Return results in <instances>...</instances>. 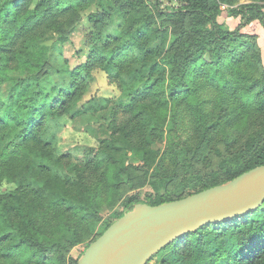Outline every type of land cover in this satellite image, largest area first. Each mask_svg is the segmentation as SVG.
I'll list each match as a JSON object with an SVG mask.
<instances>
[{"label":"trees","instance_id":"obj_1","mask_svg":"<svg viewBox=\"0 0 264 264\" xmlns=\"http://www.w3.org/2000/svg\"><path fill=\"white\" fill-rule=\"evenodd\" d=\"M220 1L150 0L151 9H148L145 0H131L128 3L131 21L139 18L135 14H141V19L143 16L157 15L187 23L186 29L179 26L188 35L187 39L177 45L175 41L171 42L167 49L166 43L170 38L168 31L155 32L151 26L149 28L146 25L135 27L128 41L120 39L117 31L100 38L104 47L103 54L94 53V61L105 63L107 71L114 72L123 83L129 79L134 81L131 91L135 96L123 101L121 105L124 110L131 111L130 120L146 121L144 118L148 113L134 111L139 100L153 96V100L157 101L159 96L161 101L166 102L169 98L172 103H178L182 99L188 102L189 108H200L197 112L200 123L198 131L204 138L201 143L207 141L208 135L215 128V122L208 123L206 115L201 111L202 102L193 96L194 88L190 78L199 73H206V79L213 85H220L218 80L225 84L227 92L236 94L235 99L242 106L247 104L248 108L264 113V72L250 86H243L241 78L234 75L242 74L246 66L256 67L261 62L262 55L254 45L258 36L244 32L243 28L254 22L264 28V6L256 3L241 4L237 9L227 10L230 16L222 23L218 21ZM82 3L85 5L86 0H0V49L6 51V46L13 47L20 40L25 44L26 37L39 28L61 32V19L76 12ZM163 4L165 8H161ZM111 13L112 10L106 8L102 9L101 14L90 13L88 18L96 24L109 18ZM229 18L236 21L233 29L227 24ZM243 38L252 43L249 42L243 48ZM59 40H65L64 34L59 36ZM235 40L239 42L237 46L233 43ZM177 46L184 47L182 53L177 50ZM25 48H20L10 60L14 62L16 70H24L27 76L17 79L10 86L6 101L0 100V178H16L19 181L17 187L2 200L0 208V243H4L7 257L22 246H39L42 239L49 241L47 246L54 250L61 245L36 223L37 213L33 210L30 198L39 200L41 190L34 188L35 183L45 184L50 192L51 205L66 206L84 222L90 218L94 220L98 211L94 200L96 196L84 184L81 175L73 181L54 173L50 142L44 141L41 136L48 117L53 118L59 110L67 111L69 99L82 85V72L88 68L89 60L67 70L70 79L67 89H50L48 92L40 73L48 63L51 47L45 42H39L26 43ZM4 57L0 56V59ZM10 67L6 63L0 65V75L4 79H7L5 76ZM233 76L235 82L231 81ZM149 120L156 122V125L160 124V117H150ZM130 122L118 125L111 140L121 144L123 155L127 152H143L145 155L146 147L135 144L139 136L135 138L133 135ZM152 138L146 137L143 143L150 146L154 141ZM235 143L228 142V154L219 161L218 169L212 171L206 179L198 178L195 184L187 186L184 194L169 197L155 192L144 200L130 195L113 221L129 211L134 204L154 206L181 199L264 165V141L258 147H255L254 142L246 143L245 152H233ZM139 145L143 147L138 148ZM28 158L35 159L34 166L26 165ZM64 159L58 158L53 163H60ZM112 222L102 228L98 235ZM78 225L72 230V245L81 242ZM153 259H160L159 264H264V201L259 208L248 214L209 224L178 237L148 262ZM77 260L74 264H77Z\"/></svg>","mask_w":264,"mask_h":264},{"label":"rangeland","instance_id":"obj_2","mask_svg":"<svg viewBox=\"0 0 264 264\" xmlns=\"http://www.w3.org/2000/svg\"><path fill=\"white\" fill-rule=\"evenodd\" d=\"M130 1L86 0L85 5L80 4L83 8L80 6L76 12L61 19V32L39 28L26 37L25 44L45 42L51 47L48 63L40 73V77L47 84L48 92L50 89H67L70 84L67 70L70 71L81 62L89 60L88 68L82 72V85L69 99L67 111L59 110L53 118L48 117L41 136L44 141L50 142V159L54 173L73 181L81 175L84 184L96 196L94 200L98 211L94 220L90 218L84 222L66 206L51 205L50 192L45 184L35 183L34 188L41 190L39 200L30 198L33 210L37 213L36 223L61 245L54 250L47 246L49 241L42 239L39 246H22L7 257L5 245L1 242L0 264H74L100 230L112 222L116 213L123 209L128 196L134 195L138 200H144L155 192L169 197L184 194L187 186L195 184L199 179H206L212 171L218 169L219 161L228 154V142L236 141L233 152H245L246 143L254 142L255 147H258L264 141V113L248 108L247 104L242 106L235 99L236 94L228 93V87L219 80L220 85H213L206 79V73L190 78L194 88L193 96L202 102L201 111L206 115L208 123L215 122L214 130L204 143H201L204 138L198 131L200 123L197 112L200 108H189L188 102L182 99L178 103H172L169 98L166 102L161 101L159 96L157 101L153 100V96L139 100L135 109H132L137 113H148L144 118L146 121L130 120L131 111L124 110L121 105L123 101L135 96L131 91L134 81L129 79L123 83L114 72L107 71L105 63L94 61V53L103 54L104 47L100 38L117 31L120 39L128 41L134 28L142 25L149 28L151 26L155 32L168 31L170 38L166 49L171 42L175 41L177 45L188 37L180 28H188L187 23L178 22L175 18L171 21L151 15L141 19V14L134 13L139 18L131 21L128 13ZM145 1L147 8L151 9L150 0ZM246 3L264 6V0H221L218 21L225 22L230 16L227 10L237 9L239 5ZM106 8L112 10L109 18L96 24L89 20L90 13L101 14L102 9ZM161 8H165V5ZM233 19L230 29L236 26ZM243 31L251 33L245 28ZM61 34H64L65 40H59ZM243 40L242 47L245 48L250 40ZM22 41H18L13 47L6 46V51L0 49V56H5L0 59V65L6 63V66H12L7 68V79L0 75L1 101L9 98L10 86L17 79L27 76L24 70H16L14 62L10 60L20 48H25ZM255 42L256 50L262 55L261 62L256 67L246 66L242 74H234L241 78L243 86H250L264 72V51L258 41ZM233 43L236 46L239 44L236 40ZM183 49L184 47L177 46L180 53ZM232 80L235 82L234 76ZM150 117H160V124L151 122ZM128 121H131L130 127L135 138L139 136L135 144L146 147L145 155L143 152H127L123 155L121 144L112 142L115 128ZM146 137H153V144H144ZM61 157L65 158L61 164L53 163ZM34 161V158H28L26 165L34 166ZM18 182L16 178H0V208L2 200L17 187ZM77 223L81 242L72 245V230ZM159 260L153 259L148 264H159Z\"/></svg>","mask_w":264,"mask_h":264},{"label":"water","instance_id":"obj_3","mask_svg":"<svg viewBox=\"0 0 264 264\" xmlns=\"http://www.w3.org/2000/svg\"><path fill=\"white\" fill-rule=\"evenodd\" d=\"M263 201L264 165H259L181 199L134 204L87 246L77 264H147L178 237L248 214Z\"/></svg>","mask_w":264,"mask_h":264},{"label":"crops","instance_id":"obj_4","mask_svg":"<svg viewBox=\"0 0 264 264\" xmlns=\"http://www.w3.org/2000/svg\"><path fill=\"white\" fill-rule=\"evenodd\" d=\"M227 24L228 26H231L233 24L230 18L228 19ZM245 29L246 31H249L252 34H255L256 36H258V43L260 44V46L262 47L264 51V28L261 26V24L258 22H254L248 27H246Z\"/></svg>","mask_w":264,"mask_h":264}]
</instances>
